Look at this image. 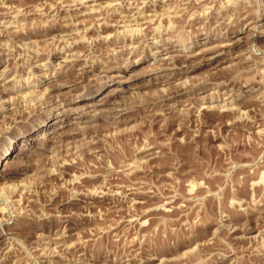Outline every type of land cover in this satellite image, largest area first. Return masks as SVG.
Masks as SVG:
<instances>
[{
	"label": "rangeland",
	"instance_id": "rangeland-1",
	"mask_svg": "<svg viewBox=\"0 0 264 264\" xmlns=\"http://www.w3.org/2000/svg\"><path fill=\"white\" fill-rule=\"evenodd\" d=\"M0 264H264V0H0Z\"/></svg>",
	"mask_w": 264,
	"mask_h": 264
},
{
	"label": "bare ground",
	"instance_id": "bare-ground-1",
	"mask_svg": "<svg viewBox=\"0 0 264 264\" xmlns=\"http://www.w3.org/2000/svg\"><path fill=\"white\" fill-rule=\"evenodd\" d=\"M209 56V55H208Z\"/></svg>",
	"mask_w": 264,
	"mask_h": 264
}]
</instances>
